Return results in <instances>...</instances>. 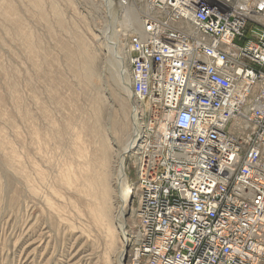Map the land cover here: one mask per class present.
Returning <instances> with one entry per match:
<instances>
[{
  "label": "built area",
  "instance_id": "2783aa9c",
  "mask_svg": "<svg viewBox=\"0 0 264 264\" xmlns=\"http://www.w3.org/2000/svg\"><path fill=\"white\" fill-rule=\"evenodd\" d=\"M152 5L127 43L123 264H264V0Z\"/></svg>",
  "mask_w": 264,
  "mask_h": 264
},
{
  "label": "rangeland",
  "instance_id": "374dc122",
  "mask_svg": "<svg viewBox=\"0 0 264 264\" xmlns=\"http://www.w3.org/2000/svg\"><path fill=\"white\" fill-rule=\"evenodd\" d=\"M110 1L0 0V264H120L117 162L133 118L116 57L129 69L151 0Z\"/></svg>",
  "mask_w": 264,
  "mask_h": 264
},
{
  "label": "bare ground",
  "instance_id": "6f19581e",
  "mask_svg": "<svg viewBox=\"0 0 264 264\" xmlns=\"http://www.w3.org/2000/svg\"><path fill=\"white\" fill-rule=\"evenodd\" d=\"M107 2L109 1V4H111L110 0H106ZM108 5V4H107ZM39 6V5H38ZM10 11V10H9ZM145 11V10H144ZM150 12L151 15H158L159 12L158 10H156L153 5L150 6V10H148ZM149 12L147 14H145V16L147 15H150ZM15 13V11H14ZM15 15V14H14ZM13 16V15H12ZM11 16V17H12ZM6 17V16H5ZM8 17V16H7ZM10 17V18H11ZM15 17V16H13ZM7 19V18H6ZM125 23V29L128 31V30H131L133 29L132 27V24H129L127 23L126 19L123 20ZM13 22V21H11ZM135 23V22H134ZM142 23H143V17L140 18L139 20V24L138 22L135 23V26L137 27L135 29V32H138L139 30L142 29ZM134 32V33H135ZM106 39V38H105ZM128 43V42H127ZM119 61V65L121 64L122 66V69H120V76L121 78H123L124 80L122 81L123 82V86L121 85V90L125 93H129V98L130 101H131V105L132 107L135 106V103H134V100L133 98L131 97V87H130V83H129V87H128V78L129 76L127 77L128 75V69L126 68L125 66V63H124V57H120V56H117L116 57ZM106 60V59H105ZM123 60V62H122ZM106 63V62H105ZM95 70H98V67L95 65V62L93 61H90L87 65H86V68H85V77L87 79V81L90 83L93 78H96V73H95ZM85 79V80H86ZM97 79V78H96ZM86 81V82H87ZM96 81V80H95ZM102 112V111H101ZM74 144V143H73ZM125 149L123 150V152L121 153L120 156H118V162H117V168H118V183H117V188H116V192L115 193H118L115 197L117 198V201H119V204L120 206L118 207V209H116V217H115V220H116V227H117V232H121L124 236L126 235V230H127V223L124 221H122V219L125 220V217L127 216V211H131L132 210V197L131 195H129L131 193V188H129L128 186V179L126 177V174H125V166H124V160H125V154L127 152V150L130 148V140L127 144H125ZM107 151V150H106ZM105 151V153H107ZM117 170V169H116ZM117 175V174H116ZM64 177V176H63ZM117 179V178H116ZM71 181V180H70ZM71 183V182H70ZM71 185V184H70ZM115 185V184H114ZM116 187V186H115ZM106 195V194H105ZM105 211V210H103ZM101 212V211H100ZM134 214H136L134 211L131 213V216H134ZM102 216V215H101ZM107 217V216H106ZM107 219V218H105ZM100 221V219H99ZM126 221V220H125ZM9 222V221H8ZM111 228V227H110ZM107 231V230H106ZM111 234V233H110ZM44 235V234H43ZM42 236V235H41ZM118 237V235H117ZM43 238V237H42ZM123 247V246H122ZM121 251V250H120ZM119 251V252H120ZM124 252V251H123ZM119 263L121 264L123 262V256H124V253L120 254L119 255ZM71 260V259H70ZM123 264V263H122Z\"/></svg>",
  "mask_w": 264,
  "mask_h": 264
},
{
  "label": "water",
  "instance_id": "95a60500",
  "mask_svg": "<svg viewBox=\"0 0 264 264\" xmlns=\"http://www.w3.org/2000/svg\"><path fill=\"white\" fill-rule=\"evenodd\" d=\"M160 1L164 3L166 0H160Z\"/></svg>",
  "mask_w": 264,
  "mask_h": 264
}]
</instances>
